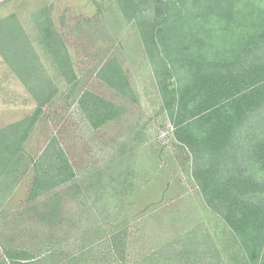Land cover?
Returning <instances> with one entry per match:
<instances>
[{"label": "rangeland", "instance_id": "obj_1", "mask_svg": "<svg viewBox=\"0 0 264 264\" xmlns=\"http://www.w3.org/2000/svg\"><path fill=\"white\" fill-rule=\"evenodd\" d=\"M43 10L67 50V79L36 28L33 15ZM9 16L55 93L23 145L24 174L0 203V264H12L5 253L16 249L33 257L17 264L261 263L206 202L192 155L174 138L138 27L115 0H0V22ZM110 62L129 95L99 76ZM84 92L112 103L114 119L91 128L78 104ZM38 111L0 54V129ZM52 143L74 176L30 199L34 161Z\"/></svg>", "mask_w": 264, "mask_h": 264}, {"label": "trees", "instance_id": "obj_2", "mask_svg": "<svg viewBox=\"0 0 264 264\" xmlns=\"http://www.w3.org/2000/svg\"><path fill=\"white\" fill-rule=\"evenodd\" d=\"M115 1L138 27L174 138L192 155V175L206 202L249 256L264 264V0ZM45 11L33 15L36 28L67 79L72 65ZM24 31L13 16L0 22V54L39 107L32 117L0 129L1 204L24 174L23 145L55 93L32 62L34 50ZM99 76L129 95L113 62L101 67ZM172 79L176 84L170 88ZM78 104L93 129L115 117V106L90 92ZM55 148L48 145L34 161L28 198H39L74 176ZM5 254L12 264L33 259L20 249Z\"/></svg>", "mask_w": 264, "mask_h": 264}]
</instances>
